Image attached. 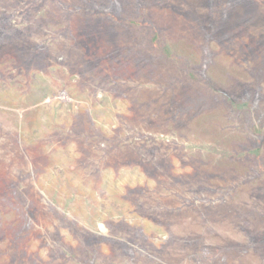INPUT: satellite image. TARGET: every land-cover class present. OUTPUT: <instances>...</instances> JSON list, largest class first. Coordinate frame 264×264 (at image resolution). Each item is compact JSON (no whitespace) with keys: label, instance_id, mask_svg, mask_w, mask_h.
I'll use <instances>...</instances> for the list:
<instances>
[{"label":"rangeland","instance_id":"1","mask_svg":"<svg viewBox=\"0 0 264 264\" xmlns=\"http://www.w3.org/2000/svg\"><path fill=\"white\" fill-rule=\"evenodd\" d=\"M0 264H264V0H0Z\"/></svg>","mask_w":264,"mask_h":264},{"label":"trees","instance_id":"2","mask_svg":"<svg viewBox=\"0 0 264 264\" xmlns=\"http://www.w3.org/2000/svg\"><path fill=\"white\" fill-rule=\"evenodd\" d=\"M152 41H154V42L156 43V45H157V44H158V43H157V36H156V37H153ZM165 52H166L167 54H169V51H168L167 49H166ZM255 130H256V129H255ZM257 131H258V130H257ZM211 150L217 151V152L222 153V154H224V155H228V153L225 152V151L215 150V149H212V148H211ZM255 152H257V150H256Z\"/></svg>","mask_w":264,"mask_h":264}]
</instances>
